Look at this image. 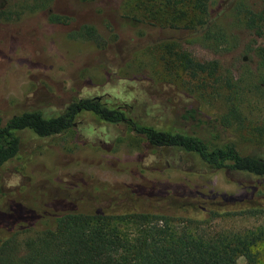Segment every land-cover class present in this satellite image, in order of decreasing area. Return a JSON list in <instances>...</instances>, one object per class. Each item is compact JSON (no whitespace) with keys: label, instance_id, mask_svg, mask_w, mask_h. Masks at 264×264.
I'll list each match as a JSON object with an SVG mask.
<instances>
[{"label":"rangeland","instance_id":"374dc122","mask_svg":"<svg viewBox=\"0 0 264 264\" xmlns=\"http://www.w3.org/2000/svg\"><path fill=\"white\" fill-rule=\"evenodd\" d=\"M231 1L221 10L210 5L216 22L211 39L203 27L192 30L171 23L169 12L159 13V6L151 3L0 0V125L21 112L53 116L78 100L99 98L123 105L139 124L183 127L180 109L196 102L205 118L237 125L230 130L235 134L222 136H229L241 151L263 152L264 69L257 65L254 50L263 44L264 33L256 36L245 29L241 19L227 11ZM245 2L258 11L264 0ZM84 26L97 32L99 44L82 35ZM165 42L196 61H216L215 76L191 77L181 71L163 52ZM73 123L66 132L45 138L28 130L17 132L19 150L0 166V212L14 200L44 205L95 197L101 199L95 205L106 212H128L139 198L153 207L162 197L175 204L181 189L264 205V197L249 196L247 187L255 180L209 171L192 157L152 148L124 122L112 124L79 112ZM13 174L22 177L21 183L8 188ZM203 208L199 215L206 214L208 207ZM224 223L227 228L263 231L251 252L252 264H264V214L236 216ZM124 228L136 231L133 225ZM26 235H18L19 240ZM238 263L246 264L243 259Z\"/></svg>","mask_w":264,"mask_h":264},{"label":"trees","instance_id":"16d2710c","mask_svg":"<svg viewBox=\"0 0 264 264\" xmlns=\"http://www.w3.org/2000/svg\"><path fill=\"white\" fill-rule=\"evenodd\" d=\"M134 1L159 6V13L168 11L171 15L168 20L184 29L203 27V33L212 39L211 28L216 22L209 7L221 10L230 0ZM226 9L241 19L245 29L256 36L263 35L264 2L258 11H253L245 0H233ZM81 29L83 36L99 44L100 37L93 28ZM162 49L191 77H213L217 72L216 61H196L172 43L165 42ZM254 55L257 65L264 69V41L255 48ZM261 94L264 95L263 89ZM78 108L79 112L91 113L101 121L126 123L152 148L192 157L209 171L253 179L256 184L247 187L249 196L264 197V151H241L229 136H222L225 132L235 134L230 130L238 128L237 125L228 119L205 118L196 102L180 109L178 119L183 127L139 124L127 116L123 105L99 98L78 100L53 116H44L40 111L21 112L0 125V166L17 154L20 145L17 132L28 130L39 138L62 134L71 128ZM180 194L181 200L174 201L175 204L161 196L151 203L156 206L153 207L139 198L133 210L113 213L96 206L101 199L95 196L93 200L80 198L44 205H34L25 199L10 201L7 211L0 212V264H239V259L252 264L251 247L262 240L263 231L227 228L224 222L236 216L264 214V205L260 206L255 199L246 201L225 194L204 195L184 189ZM113 197L115 203L118 199ZM142 200L144 205H140ZM203 205L208 210L199 215ZM210 222L221 224L211 227ZM127 224L136 231L127 232L124 228ZM23 233L27 235L19 240L18 235Z\"/></svg>","mask_w":264,"mask_h":264},{"label":"clouds","instance_id":"9594fccd","mask_svg":"<svg viewBox=\"0 0 264 264\" xmlns=\"http://www.w3.org/2000/svg\"><path fill=\"white\" fill-rule=\"evenodd\" d=\"M22 177H20L19 175L13 174L7 181L6 186L8 188H14L19 186V184L21 183Z\"/></svg>","mask_w":264,"mask_h":264},{"label":"flooded vegetation","instance_id":"af4514ba","mask_svg":"<svg viewBox=\"0 0 264 264\" xmlns=\"http://www.w3.org/2000/svg\"><path fill=\"white\" fill-rule=\"evenodd\" d=\"M80 110H79V108L77 109V112H79ZM76 124L75 123H73V121L71 122V126H75Z\"/></svg>","mask_w":264,"mask_h":264}]
</instances>
